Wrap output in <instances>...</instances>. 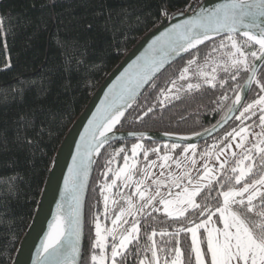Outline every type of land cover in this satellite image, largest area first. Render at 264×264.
I'll return each mask as SVG.
<instances>
[{
    "label": "trees",
    "instance_id": "16d2710c",
    "mask_svg": "<svg viewBox=\"0 0 264 264\" xmlns=\"http://www.w3.org/2000/svg\"><path fill=\"white\" fill-rule=\"evenodd\" d=\"M188 2L0 0V264H11L33 216L54 153L96 87L138 38L161 22L164 11H183ZM222 39L223 36L199 46L164 69L136 100L117 129L187 134L218 122L228 112L234 97V84L241 85L247 72L241 70L236 81L230 79L233 73L218 72L215 87L202 85L200 89L182 91L176 98L166 100L163 107L158 94L162 88L167 89L193 57L203 64L206 58L211 60L219 56V52L213 54L211 50ZM254 50V45L246 49L249 53ZM257 77L264 82V66L260 67ZM219 80L225 81L223 87ZM187 82L199 81L190 77L181 83ZM258 93L259 89L253 84L243 106L255 100ZM225 94L228 99L221 101L220 97ZM148 108L153 110L148 112ZM235 117L219 133L203 142L212 145L232 129L238 130L241 122ZM244 124H255L251 133L260 132L259 113ZM134 142H143L148 147L168 144L142 140L108 144L94 167L85 202V218L93 209L102 210L100 184L124 161V152L115 158L113 154L124 149L129 155ZM251 142L249 134L246 144ZM143 151L138 153L142 163L153 160L154 152L149 151L150 155L144 160ZM235 152L239 155L240 149ZM109 160L113 161L111 165L107 164ZM233 166L235 160L230 159L226 170ZM108 167L114 171L105 176L103 173ZM218 190L217 184H213L211 192L204 189L197 203H207L214 209L222 199L217 195ZM185 216L187 219L169 217L163 210L154 212L152 209L139 215V239L129 246L124 264H139L145 256L151 260V251L145 253L143 249L151 246L148 237L153 231L157 233L152 239L157 245L159 264H164L165 260L171 264L177 239L183 264H196L189 233H180L179 237L159 235L162 231L174 234L179 227H188V221L194 223L201 219L200 210L189 209ZM251 218L256 219L254 214ZM91 239L87 221L80 264H91L86 257ZM202 249L206 251V244H202Z\"/></svg>",
    "mask_w": 264,
    "mask_h": 264
},
{
    "label": "snow or ice",
    "instance_id": "6c2138e0",
    "mask_svg": "<svg viewBox=\"0 0 264 264\" xmlns=\"http://www.w3.org/2000/svg\"><path fill=\"white\" fill-rule=\"evenodd\" d=\"M162 15H167L162 13ZM213 36L223 39L217 47L211 51L213 54L220 53L215 59L206 58L203 64L198 63L196 57L187 61L186 66L180 71L179 76L173 79L167 89H161L158 100L161 107L170 98H176L182 91H192L200 89L202 85L216 86L217 73H233L230 76L232 81H236L241 70L248 73L244 85L234 84V99L228 107V112H232L242 103L246 88L255 84L259 89L257 98L248 103L235 117L241 121V126L232 129L221 138L208 146L205 152L200 155L209 159L215 157L219 162L218 168L209 167L207 160L203 165V172L198 179L190 175V170L174 175L169 172L168 181L153 179L155 193L150 192L152 185H146L145 181L153 174L150 171L144 172V178L135 182L134 194L141 200L146 201L140 209H137L128 196V207L122 208L115 218L111 220L112 227L102 226L99 217L94 220L95 240L91 246V264H124L129 246L139 239V221L133 219L130 228L125 229L124 225L129 222L122 219L125 216L135 218L138 212L152 207L154 212L160 211L154 207L157 201L163 205V211L169 217L187 219L185 213L191 210H200V222L188 221L189 226L179 227L174 234L160 232L159 235H175L180 233L191 234V252L195 254L196 264H264V82L257 77L258 68L264 66V0H226L210 10H201L188 19L183 25L175 26L169 33L168 38L161 42L159 49L153 48V55L145 58L143 63H138L134 74L121 78L118 90L113 89L110 93L111 100H106L101 108L89 121L86 129V136H82L83 143L77 146V156L73 158V167L69 169L70 176L65 178L64 199L57 205L52 222L48 225V231L42 241L40 248L39 264H78L81 254V208L83 191L86 186L90 166L93 163V154H99L100 150L110 140V133L114 127L120 123L125 114V108L131 107L138 91L147 84L152 76L160 71L170 59L180 53H186L190 49H195L204 41L210 40ZM258 46L250 53L246 51L251 46ZM257 61L259 63H257ZM193 66L195 70L193 71ZM210 68L209 72L207 69ZM190 77H195L199 82L188 81ZM221 87L225 85L224 80L218 81ZM239 88L240 91H236ZM160 97H163L160 99ZM225 94L220 97L221 101L227 100ZM153 109L148 108V112ZM259 113L258 133H251L255 124L245 125L244 121ZM145 115L147 113H144ZM142 118V117H138ZM227 113L225 114V119ZM249 134L252 135V142L246 144ZM129 135H134L129 133ZM239 142L235 147L240 149L237 152L231 151L232 141ZM227 140V143L222 141ZM141 143L131 146V157L124 149H119L117 153L124 152V164L115 171V177L122 180L125 187H131L134 181V170L137 166L138 152L143 149ZM165 149L168 145H164ZM178 145L172 144L171 148L176 149ZM218 149V151H213ZM230 151V156L221 161L220 156L225 155V150ZM189 150L193 153L192 163L195 165L196 146L188 144L184 152ZM149 151L159 152V148L144 150L143 156L147 160ZM158 159L167 162L170 157L165 152ZM230 159L235 160V166L226 170ZM132 161L129 163V161ZM113 161L109 160L108 165ZM149 166H155V162H149ZM167 167L166 163H161L160 168ZM177 167L180 164L177 162ZM114 170L111 167L103 175L107 176ZM161 175H164L162 172ZM111 183L105 182L100 189L104 201V215L108 218L109 196L105 195L116 185L117 179ZM251 180L249 183L248 180ZM213 184L219 185L218 197H222V202L214 209L208 205L197 203V197L204 189L211 192ZM243 185L240 187L239 185ZM143 186V187H142ZM161 186H167L169 191L164 193ZM227 186V190H224ZM176 191L173 192L172 189ZM259 200V203H254ZM112 203H115L113 201ZM257 209H260L257 211ZM218 214V216H217ZM256 219L253 220L251 215ZM207 217L204 219V217ZM214 217L217 219L214 220ZM217 222L222 227H217ZM204 230V237L198 235V230ZM157 233L153 231L148 239L152 241L150 247L143 251H151V260L145 256L140 259L139 264H159L157 255V245L152 238ZM109 237L111 242L109 243ZM175 258L171 264H183L182 252L179 247V239L176 241ZM206 244V251L201 245ZM110 247V254L107 249ZM164 252L165 249H160ZM139 254V250H138ZM119 258V259H118ZM164 264H169L167 260Z\"/></svg>",
    "mask_w": 264,
    "mask_h": 264
},
{
    "label": "water",
    "instance_id": "95a60500",
    "mask_svg": "<svg viewBox=\"0 0 264 264\" xmlns=\"http://www.w3.org/2000/svg\"><path fill=\"white\" fill-rule=\"evenodd\" d=\"M224 2H226V0H202L200 4L195 8L189 6L183 11L174 13L168 19H162L159 24L141 35L138 40L131 46V48L123 55V57L115 64V66L112 67L111 70L106 74L104 79L100 82V84L96 87V89L90 96L84 108L74 118V120L70 124L69 129L58 145L54 153L50 168L47 172L46 179L40 192L33 216L18 243L11 264H39V253L42 241L48 231V225L52 222L53 217L57 212V205L63 202L65 178L70 176L69 169L73 167V158L77 156V146L83 143L82 136L87 135L86 129L89 127V121L93 119L94 114L97 113V110L103 106L106 100H111L112 97L110 93L113 91V89L115 88L118 90L121 83V78L123 77L124 79H126L127 76L134 74L138 63L142 64L145 58L151 57L153 55L152 49L154 47L159 49L161 46V42L168 38V33L175 26L183 25L188 19L192 18L195 13L199 12L201 8L210 10L215 8L218 4ZM216 38L218 37L213 36L210 40L204 41L201 45H204L205 43ZM201 45H198L196 48ZM257 47L258 46H256V48ZM195 49H190L188 52L180 53L178 56L170 59L169 62H167L160 71L155 73L152 76L151 80L138 91V94L133 101L132 106L157 75H159L170 64ZM257 63L259 62L257 61ZM260 67L258 68V72ZM247 77L248 73L241 85L245 84ZM252 85L246 88L242 103L237 107V109L233 110L232 112H227L226 119L224 115L218 122L206 129L187 134L156 130L129 131L117 129L119 125L117 124L114 127L112 133H110L109 142L101 148L100 153L108 144L120 140H142L147 142L169 144L173 143L179 145L198 144L200 142H203L219 133L232 121V119L237 115V113L243 106L252 88ZM237 91H240V89L238 88ZM131 107L125 108L124 116L127 114ZM124 116L121 118V121ZM129 133H132L134 135H129ZM99 154H93V163L90 166L86 186L82 194V235L80 241L81 254L78 258V264L81 263L82 259V248L85 230V202L94 167Z\"/></svg>",
    "mask_w": 264,
    "mask_h": 264
},
{
    "label": "rangeland",
    "instance_id": "374dc122",
    "mask_svg": "<svg viewBox=\"0 0 264 264\" xmlns=\"http://www.w3.org/2000/svg\"><path fill=\"white\" fill-rule=\"evenodd\" d=\"M207 70L209 72L211 71V69H207ZM247 104L248 103H246L244 106H246ZM244 106L241 107V109L237 113V116L240 114V111L243 110ZM227 142L228 141H226L225 143H227ZM238 142H239V137H237L236 141H232L231 142L232 143L231 151H235L237 149L235 147V145ZM135 143H138V142H134V143H132V145L135 144ZM139 143H141L144 146L143 147L144 150H151V149L159 148V152H154L153 156H155V157L153 158V160H149V161L144 162V163H142L141 158H139V154L137 156V166H136V169L134 170V181H133V184H132V190H131V193L128 195V196L132 197V201H133V203H134V205L136 206L137 209H140L142 207V205L144 203H146V201L141 200L139 196L134 194L135 182L144 178L145 170L146 171H150L153 174L151 177H149L145 181V184L146 185H152V180L153 179H160V180L168 181L169 180V177H168V173L169 172L173 173L174 175H180L181 172H187V171L190 170V175L194 179H198L199 175H201L202 172H203V165L205 164L206 160H207V163H208L209 167L218 168V166H219V162L215 159V157L209 159V158H207L205 156L200 155L201 153L205 152V150H206V148L208 146H211L210 142H202V143H199V144H193V145L196 146V153H195V156H194L195 161H196L195 165H193V163H192V158H193L192 151L189 150V152H187V153L184 152V148L187 147V145L176 144V145H178V147L176 149H172L171 145L173 143H171V144L168 143L167 144L168 148L165 149L164 145H166V144H164L162 147H159V146H149L148 147L143 142H139ZM143 149H141L139 152H141ZM213 151H218V149L217 150H213ZM165 152H167V154L170 157V159L167 162H164V161L158 159V157L159 156H163L165 154ZM148 155H150V152H149ZM129 156L131 157V149H130ZM226 156H230V151L228 149L225 150V155H221L220 156V160L223 161L226 158ZM143 159L145 160L144 157H143ZM151 161L155 162V166H149V162H151ZM131 162L132 161L130 160L129 163H131ZM177 162L180 164L179 168L177 167ZM161 163H166L167 167L164 168V169H161L160 168V164ZM123 164H124V161H123L121 166H123ZM162 172L164 173V175H161ZM116 179H118V178H116ZM149 190H150L151 193L154 194L155 193V186L152 185ZM161 191L164 192V193H167L169 191V189H168L167 186H161ZM172 191L175 192L176 189L173 188ZM221 202H222V199H221ZM121 203H122V200L120 198H118L116 200V202H115V205H113L110 208L109 213H108V218H107L108 222L111 223V220L113 219L112 218L113 217V212H114V210L116 208H117V212L119 213V211L122 208L126 209L128 207V205H126V207H124V205H121ZM154 207H158L160 210H163V205L159 204L158 199H157V201L154 202ZM151 209H152V207H149V208L144 209L143 212H138V214L135 216V218H133V217L129 218L130 216L123 217L122 219H126L129 222L127 225H124L125 229L131 227L133 219L138 221L139 215H141V214H143V213H145V212H147V211H149ZM217 216H218V214H217ZM216 219L217 218L214 217V220H216ZM199 222L200 221L194 222V223H199ZM216 226L217 227H222V224L217 222ZM110 227H112V224L110 225ZM201 232L203 233V236L205 235L204 230L200 229V230H198V235L200 237H201ZM189 236H190V240H191V234L190 233H189ZM201 247H202V245H201ZM110 251H111V249H109V251H108L109 254H110ZM193 255H194V259H195V254L193 253ZM174 258H175V256H174Z\"/></svg>",
    "mask_w": 264,
    "mask_h": 264
},
{
    "label": "flooded vegetation",
    "instance_id": "af4514ba",
    "mask_svg": "<svg viewBox=\"0 0 264 264\" xmlns=\"http://www.w3.org/2000/svg\"><path fill=\"white\" fill-rule=\"evenodd\" d=\"M122 163L118 166L117 170L121 167ZM114 178H116L115 177V173L111 177L110 176H107L102 181V183L100 184V189H101V186L105 182L111 183ZM100 189H99V192H100ZM131 190H132V186L131 187H125L124 184H123V182H122V180L117 179L116 185H114L110 191H108V192L105 193V195H108L109 196V206H108L109 210H110V208L113 205H115V203H112V202L113 201L116 202V200L118 198H120L122 200L121 205H124V207H126V205H128L127 204L126 197H128V195L131 193ZM102 202H103V208H102L101 211H99L98 209H93L92 211H89L88 212L87 217L85 218V224L88 221L89 226L91 227V233H92L91 246H92V242L95 240V230H94V220H95V218L97 216L99 217L102 226L110 227V225H111V223L108 222V220L105 218V215H104V201H103V197H102ZM117 213L118 212H117V208H116L114 210V212H113V217H112L113 219L115 218V215ZM129 218H132V217L130 216ZM110 242H111V238L109 237V243ZM109 249H110V247L107 249V251H109ZM90 256H91V247H90L89 253L86 255V257L88 258L89 261H90Z\"/></svg>",
    "mask_w": 264,
    "mask_h": 264
},
{
    "label": "built area",
    "instance_id": "2783aa9c",
    "mask_svg": "<svg viewBox=\"0 0 264 264\" xmlns=\"http://www.w3.org/2000/svg\"><path fill=\"white\" fill-rule=\"evenodd\" d=\"M51 1V0H50ZM202 0H189L187 7L191 6L192 8H195L196 6H198L200 4ZM178 11H164L163 13H166L167 15H163L162 19L166 18H170L174 13H176Z\"/></svg>",
    "mask_w": 264,
    "mask_h": 264
},
{
    "label": "bare ground",
    "instance_id": "6f19581e",
    "mask_svg": "<svg viewBox=\"0 0 264 264\" xmlns=\"http://www.w3.org/2000/svg\"><path fill=\"white\" fill-rule=\"evenodd\" d=\"M52 1V0H51ZM162 21V20H161ZM104 79V78H103ZM100 84V83H99Z\"/></svg>",
    "mask_w": 264,
    "mask_h": 264
},
{
    "label": "crops",
    "instance_id": "0c3cea01",
    "mask_svg": "<svg viewBox=\"0 0 264 264\" xmlns=\"http://www.w3.org/2000/svg\"><path fill=\"white\" fill-rule=\"evenodd\" d=\"M187 8V7H186Z\"/></svg>",
    "mask_w": 264,
    "mask_h": 264
}]
</instances>
